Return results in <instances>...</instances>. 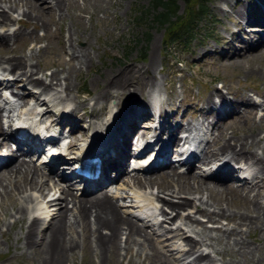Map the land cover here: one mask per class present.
Returning a JSON list of instances; mask_svg holds the SVG:
<instances>
[{"label": "bare ground", "instance_id": "bare-ground-1", "mask_svg": "<svg viewBox=\"0 0 264 264\" xmlns=\"http://www.w3.org/2000/svg\"><path fill=\"white\" fill-rule=\"evenodd\" d=\"M43 2L50 4L47 9L42 5ZM67 3L68 0H0V45L6 44L0 50V205L3 194L5 193L4 195H9L12 192L13 212L11 213L17 216L15 222H25V231L23 232V235L16 237L17 239H22L20 244L18 241L17 246L29 249L31 247L34 249H42L50 259V264H68L67 260L69 255L73 257L75 248L79 249L81 252H87L88 249L92 250V253L94 252L100 257V263L104 260L108 263L112 260V257L115 254L119 256V254L122 253V250H125V255L128 258L129 263H134V259L138 258L139 260H142V264H144V260L146 259L147 264H179V261L184 258V254H191L192 252L197 251L194 256L188 260L189 264H211L212 262L213 264H216V262L221 259H215L212 257V251L218 252L223 256L222 253L228 251L231 245H237L239 243V251L234 252L235 254H233V257H230L229 259L227 258L228 260H223L224 264H264V253L256 250V256H254V252L251 251L252 248L249 247L248 250L250 251H247V249L245 250L243 247V240L240 239L242 238L241 233L247 232L249 234L254 228L257 229L258 227H261V220L259 219H263L264 223V201L259 199L260 196L264 199V153L261 156L257 150L262 147V152H264V147L261 145L260 141L261 137L256 134L236 135L233 133L232 138L234 139L232 140L227 137L226 127H223L220 124L222 120H225V118L233 112V107L234 109L236 108V102L240 98L235 100L233 96L232 99H229L226 98L223 93L218 91L217 95L220 97L219 101H222L221 103H224L225 106L220 105L215 108L210 107V109H207L208 103L213 101V99H208L204 106L195 109L196 111L194 113H196V116H194V113L191 114L193 120H201V122L206 121V123L211 126L209 131L207 129L202 133H195L193 132V130H195L194 122L187 119L188 114L186 115V112L181 114V118H184L182 124H177L170 120L174 117L175 107H171L169 108V111H166L163 109V102L160 101L158 115L151 111L149 93L156 88V79L154 78L152 71L148 69V66L144 67V70L132 67L122 68L118 73L110 76V78L109 75H107L103 80L102 86L98 85L99 89L95 92V95L92 96V98L86 99L85 103H89L92 99L94 104L100 106L103 103L102 100L104 98H106L107 101V99L113 96V91H118L123 88L124 92H127L130 91L133 86L135 87L131 89L132 93L128 96V99L136 94H141L139 92L141 91L140 86L148 87V96L146 99H140L137 97L128 100L124 111L123 109L120 110V107L114 109L109 105L107 114L95 113V115L92 114L87 120L91 130L96 128L99 130V134H92V140L99 143L101 138H106L107 135H101L103 132L100 133V130L103 126L108 127L110 125L113 132L116 134V137L108 141L106 143L107 145L99 148L101 150H99L97 154L102 159L101 174L96 179H87L88 184L81 189L83 195H77L74 191L76 181H69V184L66 186H57L55 179L56 173L61 167L67 166L56 162V153H52L48 161L44 162V165L48 167L50 171L54 170L55 174L51 173L49 170L42 171V169L37 167L31 159L26 160L17 156L16 148H19L20 145H24L22 148L26 153L39 148V143H35L26 138L13 137V134H17L18 128H26V131L30 133H33L35 130L40 131L42 130L41 121H44L46 128L52 127L55 122L53 119L54 115H52L55 106L63 105L67 102L71 104V106L67 104L65 105L68 106V110L65 111L67 115L62 117V120L58 122L62 125L60 126V129L63 127L61 122H65L66 126H69V140L59 149L58 153H65L66 150L76 147L73 150L75 154L70 156L66 155L64 157L62 156L64 161L67 159H73V157H76V155L81 152L86 144V141H82V137H78V133L76 132L79 128L78 124L85 121L88 117H84L83 114L78 112L76 106L83 105V103L81 104V101H76L68 91L73 89L71 78L77 73L76 70H80L83 65L92 61L89 49L87 47L76 49L74 39H76L77 36L70 32L65 39L68 45L71 46V49L73 48L69 52L71 56L69 65L63 69H56L54 73H52V78H48L39 73L44 70L45 66L40 64L38 58L41 50H38L32 45L31 48H29L28 53H18L11 46L13 38L18 39L25 36L32 37L33 41H37L40 37L36 33L34 34V28L42 27L47 29L48 18L46 17L45 12H49L53 9L61 12L67 6ZM242 7L245 8L244 5H242ZM219 8L223 7H220L219 5ZM11 9L16 11L20 16H13V14H10ZM262 10L264 13V8ZM237 14L241 19L244 18L241 16L244 14L243 9ZM15 17H17V19ZM12 19L17 20L19 25L12 27L10 24V26H8V32L3 31L8 21ZM251 19L252 18H250L249 21L247 20V22H251ZM256 54H258L257 56H262V54H264V44L260 46ZM14 70L16 71V77L11 72ZM34 74H38L39 76L34 78ZM13 80L16 83H26L31 85V89H25L23 92L17 91L15 93L20 102V110H17L12 104H8L10 105L8 106V109L4 107V104L7 103V97L4 92L12 84ZM62 81L65 82L63 83ZM260 95L264 98V94ZM244 97L246 96L244 95ZM247 97L248 103H245V106L256 108L258 105H263L262 103L256 102L252 94ZM31 98L34 101L33 103L30 101ZM2 100L4 101V104L2 103ZM243 100V97H241V101ZM72 104L75 105V107H73ZM41 105H45V107L39 108ZM103 106L107 107V102L104 103ZM103 106L100 107L104 108ZM3 109L6 111V114L2 113ZM15 110L18 112L15 113ZM163 112L165 113L163 114ZM23 114L24 116L19 118V116ZM49 114L52 116H49ZM14 115L15 118H18L15 119ZM155 116H160L159 128L155 129V131L158 130L157 136L161 137L163 134H167L164 141L165 144H170L173 140L176 141V146L172 147V149H174L176 154L179 156L181 155L178 160L179 162L183 163V161H189L188 155L184 160L182 159V153L184 151L181 150L180 152L177 148L178 145L180 146L179 142L181 139L179 136L180 133L177 134V132H184V130H186L188 133L184 136V143L187 141L189 142L188 134L190 132L196 136H192V140H194L192 141V144L194 149L202 152L201 161L214 159L219 155H224L228 161H244L247 165L243 168L244 171H242V173L247 169L249 172H247L248 175H245L244 183L240 187L243 188V190L241 189L243 191V197L249 202H252V209L258 214H253L248 208H242L245 213L243 214L244 222H242L245 229L244 232L240 229V231L236 233L235 236L238 237H236L232 243H228L229 235H226L224 239L220 238L222 237V227L217 226L209 228L201 220L191 216L189 212H187L186 215H183L180 212V209L192 205L195 210L204 214L210 220L219 221L221 218H225L229 222H233L235 220L234 211L228 212L229 208L222 204H218V201L214 202L205 199L201 194L203 188H208L209 190L224 189L220 188L221 186L226 185L223 182V177L224 175L231 173L230 170H221L223 175H218L217 173L213 175L212 173H209V175L213 177L209 180H207V177L209 176L205 175L204 178H202L196 177L197 175L180 173L177 166L172 164L173 162L171 158L169 159L166 156L167 153H165L161 147L159 157H164L162 159L159 157L152 159L151 162L153 164L149 167L156 168H150L147 171L152 170V172L144 174L149 175L157 172L159 173L158 175L142 179L140 176L143 175L133 172V170L138 167H132L131 171L128 170L127 166L130 160L128 155L129 153L134 152V150L131 151L132 148L134 146L139 147L136 152L139 155L147 149V146L150 143L151 137L148 136L149 129L141 128V125L143 126L146 123L142 122L140 124V122L143 119H146L145 121L149 122L150 120H153ZM2 117L9 118V129L7 130L3 127L1 122ZM19 119H22V122L18 121ZM14 120H16V122H14ZM61 132L62 131H58V134ZM81 134H85V129L81 131ZM47 137L54 139L53 135ZM11 140L17 142L18 145L16 148L13 147ZM202 141H205L204 144H202ZM93 149H95V147ZM169 165L171 166L169 167ZM253 165L255 166L254 170L251 169V166ZM163 167L164 169L169 168V170L166 169L168 171H165L164 169H158ZM240 167L242 168V166ZM250 170H252V173H250ZM121 173H129L130 176L128 178L131 180H127V183L131 182L132 184L144 186L145 184H150L152 182L151 179H157L159 177L162 181L168 179V183L172 182V185L165 186L166 189L164 190L167 191V193L175 194L183 192L192 194L193 197L200 201L199 204L196 205V203H192V200L188 197H182L179 201H174L168 196L157 197L162 201L163 205H168L173 211L168 214V212H166L167 210H162V205L157 208L153 217H156L159 214L162 215L163 218L161 220L157 219L152 221L153 223L159 221V224H161L163 220H168L169 223L171 222V225L167 224L164 226L169 228L170 231L167 230L162 232V236H166L165 242L167 240L174 241L177 234H182L180 230L181 223L188 225L191 230L199 225L202 228L198 233L200 239L197 240L188 235L185 236L187 243L185 242L184 244L186 245V248L177 246L176 250L175 247H172L170 246L171 244H169L165 246L169 254L160 251L161 249H158L157 247L158 239L155 238L154 235L160 237L161 233H155V229H153V232L151 233L148 231L146 222L139 223L128 213L127 215L123 214L117 205V200H114V196L110 195V188L117 184L113 183L107 187L105 186L107 182L114 180L120 176ZM124 174H122L120 178H122ZM67 176H70L71 178V176L73 177L74 175ZM187 176H190V179H192L194 187L197 189L196 191H185L180 188L181 182L183 184ZM211 181L214 183H211ZM250 183H252L251 186H249ZM27 189L37 190L39 195L44 198L43 202H45L48 207L50 205L58 206L57 210L51 215H49L50 212H46V216L49 217V219L44 227L41 225L43 218L40 215L33 214V216H31L29 204L24 200V197L27 198ZM228 189L229 190L225 191L230 192V187ZM255 190H257V192L252 195ZM56 191H58V193H56ZM139 192L140 191H137L133 195L128 194V196L131 197L130 201H134V198L141 197L142 194ZM15 193L19 196H14ZM29 194L33 197L32 193ZM256 196L257 199L254 198ZM68 202L73 203L74 209L72 211H70L68 207ZM205 204H209V206L213 205L214 209L211 210L209 207L204 206ZM39 207L40 206H37V208ZM177 217L180 218L179 222H177ZM75 222L81 226V230L83 231L81 238H77L74 234ZM235 222L236 221L233 223V227L230 228L232 231L235 227ZM174 223L177 224L172 228ZM236 228H238V226H236ZM228 231L229 230L227 229V232ZM0 232L2 231L0 230ZM170 232H176L177 234H168ZM38 233H40L39 236ZM213 233L217 234V236ZM122 235H125L124 244L121 242ZM225 238H227L226 241ZM166 243L168 244V242ZM202 245H206L212 250L205 254L203 250H200ZM255 249H257V247H255ZM178 250H180L181 253L173 255V253ZM236 255L239 257L237 258Z\"/></svg>", "mask_w": 264, "mask_h": 264}, {"label": "rangeland", "instance_id": "rangeland-1", "mask_svg": "<svg viewBox=\"0 0 264 264\" xmlns=\"http://www.w3.org/2000/svg\"><path fill=\"white\" fill-rule=\"evenodd\" d=\"M151 2L152 0H68L67 6L63 11L59 12L58 10L53 9L49 12H45L46 17L48 18L47 29L42 27L34 28L36 31L33 29L34 34L36 33L40 37L37 41H33L32 37L25 36L18 39L13 38L11 46L18 53H28L29 48H31L32 45L38 50H41L38 58L40 64L45 66L44 70L39 73L48 78H52V73H54L56 69H63L69 65L71 59L69 52L73 48L71 49V46L68 45L65 39L70 32L77 36L76 39H74L76 49L84 47L89 49L92 61L83 65L80 70H76L77 73L71 78L73 82V89L68 91L76 101H81V104L83 103V105L78 107L76 106L78 112L83 114L84 117H88L85 121H82L83 123L81 124L83 126L77 130L76 133H78V137H82L80 132L84 129L83 127L85 125L89 126L87 120L92 114H107L109 105L114 109H118V107H120V110L123 109L124 111L128 100H132L137 97L140 99H146L148 96V87L140 86L141 91L139 92L141 94H136L128 99V96L132 93L131 89L135 86L131 87L130 91L127 92H124L122 88L118 91H113V96L107 99V101L106 98L102 100L103 103H101L103 105L107 102V107L102 104L100 106H103L104 108L97 106L91 99V108L87 102L85 103V100L92 98V96L95 95V92L99 89L98 85L102 86L104 78H106L107 75H109L110 78V76L115 75V73H118V71L122 68L132 67L144 70V67L148 66V69H150L154 74V78L156 79L155 83L158 89L161 90L162 87H166V89L170 91L169 98L164 101L165 103L163 105V109L167 111L168 109L166 108L169 106V108L178 107L175 110V116L171 120L182 123L184 118H181V114L186 112V115L188 114L187 119L193 121L191 114L196 111L195 109H199L204 106L208 99L212 100L213 92V96H215L218 94V91H220L226 97H231L230 99H232L233 96L235 100L240 98L236 102V108L234 109L233 107L232 113L234 115L226 117L225 120H222L220 123L221 126L226 127L227 137L233 140V133L236 135L256 134L261 137V145L264 147V108L260 109V113L258 111V107L252 108L250 106H245V103H248L247 96L250 95L249 92L256 91L260 94H263L264 92V54H262V56H257L258 54H256L260 46L264 44V13L262 10L264 8V0H262L263 7L261 10L252 6V4H255V0H208V13L199 22L200 29L197 31L196 35L190 40L187 46H182V44L179 45L180 43L176 41L173 42L170 47H166L165 45V28L154 23L152 20V15L156 10L151 9V14L147 19L142 18L143 16L141 17L142 10L150 8V5L152 4ZM177 2L178 12L180 13L184 10L185 3L183 0H177ZM42 5L47 9L50 4L43 2ZM219 5L223 8H219ZM242 5H244L245 8H243ZM250 5L251 7L249 8ZM256 6L258 5L256 4ZM241 9L244 11V14L241 15L244 17L243 19H241V17L237 14ZM10 11V14H13V16H20L16 11H13L12 9ZM256 12L258 15L254 16ZM250 18H252V21L247 22ZM254 22L258 23L255 24ZM10 24L17 26L19 25V22L13 19L8 21L3 31L8 32V26H10ZM258 29L261 31H258ZM5 45L6 44L0 45V50ZM208 48L212 51H209ZM221 49L222 52L217 51ZM11 72L16 77V71L14 70ZM38 76V74H34V78H37ZM62 82L64 83L65 81ZM178 85H180V87ZM14 88L19 89L18 87ZM23 89L26 88L23 86L20 90ZM172 94L177 96L178 99H182H180V101L176 100L177 103H174V100L170 101ZM244 95L246 97H244ZM216 97L218 99L220 98L218 95H216ZM241 97H243V101H241ZM197 102L201 103V105L195 106L194 104H197ZM210 103L211 102L208 103L207 109H210ZM66 104L71 106L69 102ZM66 104L55 106L56 111H60L61 114L62 111L59 109ZM72 106L75 107L73 104ZM41 107L45 106L41 105ZM52 115H54V113H52ZM194 116H196V113H194ZM142 121L143 120H141V123ZM90 130L91 127L89 126L87 127L86 132L89 134ZM257 150L262 156L264 153L262 152V147ZM235 162L237 161H233L231 164L234 165ZM35 165L40 166V169L42 167V165L38 162H35ZM254 167V165L251 166V169L254 170ZM166 169L169 170V168ZM166 169L164 170L168 171ZM196 171H198L197 168H190L188 173L196 176ZM144 173H140V175H143L140 176L142 179L159 174L156 172L144 175ZM129 176V173H125V175L120 178V181L126 185V189L115 185L116 187H111L110 191V195H113L114 200H117V205L119 209H121L120 211L122 213H128V210L132 208L130 205L131 197L128 196V193H132L133 190L141 192L144 190L147 192L154 190V195H156V192L158 191L159 197L171 196L173 200L178 198L174 201H179L181 198L178 197L177 193H175V195L166 194L167 191L164 190L166 189L165 186L172 185V182H167L168 179L162 181L159 177L157 179L153 177L154 179H151L152 182L150 184H145L144 186L132 184L130 187L129 185L131 182L127 183V180H131L128 178ZM197 176L200 177L201 175ZM207 178V180H209L212 177ZM226 180H228V178ZM226 180L223 181L226 185L220 187L224 189L209 190L208 188H203L201 190V194L205 197V199L214 202L218 201V204L226 206L229 208L228 212L234 211V221L236 222L233 231L230 228L233 227L234 221L229 222L227 219L221 218L219 221L208 220L206 222L207 225L213 224L218 225V227H222V237L220 238L224 239L226 235H229L230 239L228 238V243H232L235 238L238 237L235 236L236 233L239 232L240 229L244 232L245 229V226L242 224V222H244L243 214H245L242 208H248V210L250 209L253 214L255 212L252 209V202H249L243 197V188L240 186H235L234 188L232 185L235 183L232 182V184H228L226 183ZM120 181L116 184H119ZM211 183L214 182L211 181ZM120 186H122V184ZM229 187L231 189L230 192H226L225 190H229ZM180 188L185 191L197 190L194 187L190 176L186 177L183 184L181 182ZM26 192L28 194L27 198L24 197V200H26L25 202L29 204L31 216H33V214L40 215L43 218L41 225L44 227L48 223L49 219V217L46 216V212H50L49 215H51L57 210L58 206L50 205L47 207V204L40 202L43 201V198L39 195L37 190L27 189ZM136 192L137 191H135V193ZM256 192L257 190H255L252 195ZM29 193H32L35 198H33ZM4 194L0 205V230L2 231L0 232V264H50V259L46 256V253L42 249H34L33 247L29 249L17 246L18 241L20 244L22 239H17L16 237L23 235V232L25 231V222H15L17 216L11 213L13 212L12 192L9 195ZM17 195V193L14 194V196ZM122 195H126L127 197H123ZM188 196H190L188 198L192 200V203H196V205L200 203V201H193L195 198L193 195ZM254 198L257 199V196ZM155 199L159 205L163 204L158 198ZM259 199L264 201L261 196ZM208 203L211 204L210 202ZM209 204H205L204 206L213 210L214 206H209ZM37 206L42 207V209L40 207V209L37 208ZM166 206L169 208L168 205ZM68 207L70 211H72L74 209L73 203L68 202ZM164 207L162 210L166 211ZM170 209L167 210L170 211ZM172 211L173 210L171 209L168 214ZM191 211L195 217L199 218V220L206 218L205 215L195 211L192 207ZM256 214L258 213H255V215ZM183 215H186V213H183ZM259 220H261V227H258L257 229L254 228L249 234L247 232L241 233L242 238H240L243 240L244 249L250 251L248 250L249 247L252 248L251 251L254 252V256H256L257 251L264 253V223L263 219ZM166 223V221L163 222V224ZM236 226H238V228H236ZM208 227L212 228L217 226ZM160 228L161 226L158 227V229ZM227 229L229 230L228 232ZM167 230L169 231L170 229L164 227L162 232ZM200 230H202V228L198 225L192 230H187L186 234H190V236L197 235ZM162 232H160L161 236L163 235ZM173 233L175 235L177 234L176 232ZM74 234L77 238H81L83 231L81 230V226L79 224L75 225ZM39 235L40 233H38V236ZM177 235L182 234L180 233ZM215 235L217 236V234ZM154 236L155 238H158L156 235ZM176 237L174 241H171L168 244L165 241H162V243L161 240H158V242L156 241L158 249H161L160 251L162 252L168 253L165 246L174 244L177 241ZM191 237H194L197 240L200 239L199 235L198 237ZM122 238L123 241L121 242L124 244L125 235H122ZM183 239L186 242L185 236ZM226 239L227 238H225V241ZM158 243H160V246ZM202 247L207 250L205 254L212 250L206 245H202ZM255 247H257V249H255ZM238 249H240L239 243L237 245H231L228 251L222 253L223 256H221L218 252L212 251V257L215 259H221L218 260L216 264H224L223 260H228L230 257H233V254H235L234 252L239 251ZM191 257L192 256L190 255L186 257L185 260L187 261ZM236 257L238 258L239 256L236 255ZM99 260L100 257H98L96 253H92V250L88 249L87 252H81L79 249L75 248L73 257L69 255L67 263L142 264V260H139L138 258L134 259V263H129V260L125 255V250H122V253L119 254V256L115 254L112 257V260L108 263L106 260H102L103 262L100 263ZM144 264H147V259L144 260ZM211 264H213V262Z\"/></svg>", "mask_w": 264, "mask_h": 264}, {"label": "trees", "instance_id": "trees-1", "mask_svg": "<svg viewBox=\"0 0 264 264\" xmlns=\"http://www.w3.org/2000/svg\"><path fill=\"white\" fill-rule=\"evenodd\" d=\"M185 8L178 12L177 0H152L150 8L142 10L141 17L147 19L151 9H155L152 20L166 31L165 45L170 47L178 41L187 46L200 29L199 22L207 15L208 0H183Z\"/></svg>", "mask_w": 264, "mask_h": 264}]
</instances>
